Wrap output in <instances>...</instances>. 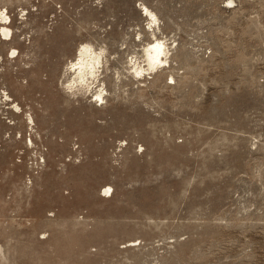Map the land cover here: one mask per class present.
Returning a JSON list of instances; mask_svg holds the SVG:
<instances>
[{"label": "rangeland", "instance_id": "obj_1", "mask_svg": "<svg viewBox=\"0 0 264 264\" xmlns=\"http://www.w3.org/2000/svg\"><path fill=\"white\" fill-rule=\"evenodd\" d=\"M1 12L0 264H264V0ZM82 44L100 80L70 89Z\"/></svg>", "mask_w": 264, "mask_h": 264}, {"label": "bare ground", "instance_id": "obj_2", "mask_svg": "<svg viewBox=\"0 0 264 264\" xmlns=\"http://www.w3.org/2000/svg\"><path fill=\"white\" fill-rule=\"evenodd\" d=\"M143 9H144L143 11L145 12L146 16L150 19V22L154 24L157 21L156 16L154 14H152V12L147 10V8H143ZM7 19L8 18L5 15V13L1 12V14H0V25H1V29H0L1 31L0 32L1 33L0 34L5 38H9L11 35L10 34L11 31L7 27ZM152 42H153L152 44H150V45L148 44V46H146L147 48L144 51L146 60L144 58L143 59H144V61H146L147 68L145 69V67L143 68V67L135 66V68H134L135 73L142 74L145 71L148 72V70H153V69L155 71L156 67H158V66L161 67V65L167 63V61H166L167 49H166V46L163 43V41L161 42L158 39H154V41H152ZM12 53H14V51H12ZM102 60L103 59H102V52L101 51L96 52L95 49L91 45H88V44L80 45L76 51L74 62L72 61L71 64L69 65L70 66L69 72H71L72 77H71V80L69 81V83L67 82L68 83L67 88L72 89L74 87H79V86H81V87L85 86L88 88L89 86L93 85V83H94L93 81L96 80L97 75H98L97 73L99 70V66L101 63H103ZM132 64H134V63H132ZM132 68H133V66H132ZM151 72H153V71H151ZM98 78H99V76H98ZM98 80H100V79H98ZM100 83H101V81H100ZM100 86L101 85H99V84L96 86L97 90L94 88L96 90L94 96H95V99L97 101L102 102V100L104 99V97H103L104 89L102 88L103 86H101V87ZM3 97L5 98L6 101H9V97L7 95L4 94ZM14 107L16 108V105H14ZM30 122H32V121H30ZM104 191L106 193H108L110 191V187L105 188Z\"/></svg>", "mask_w": 264, "mask_h": 264}]
</instances>
